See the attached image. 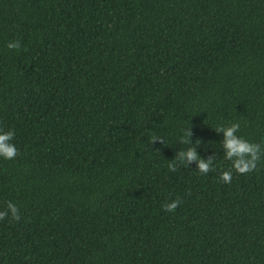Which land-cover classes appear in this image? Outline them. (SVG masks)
Instances as JSON below:
<instances>
[{"label": "trees", "instance_id": "1", "mask_svg": "<svg viewBox=\"0 0 264 264\" xmlns=\"http://www.w3.org/2000/svg\"><path fill=\"white\" fill-rule=\"evenodd\" d=\"M0 129V264H264V0H0Z\"/></svg>", "mask_w": 264, "mask_h": 264}, {"label": "clouds", "instance_id": "2", "mask_svg": "<svg viewBox=\"0 0 264 264\" xmlns=\"http://www.w3.org/2000/svg\"><path fill=\"white\" fill-rule=\"evenodd\" d=\"M20 47L19 40L10 41L7 44L9 49H18ZM239 125L232 123L229 126H217L214 131L222 133L223 139L220 142L222 146L223 159L230 161V169L223 171L220 174V179L224 183H228L232 177L233 171L238 174H244L252 172L257 167V163L262 155V149L260 145L252 143L241 136H238L237 130ZM14 132L12 130L3 131L0 129V159L11 160L15 158L17 149L15 144L12 143ZM190 137V132L187 138L182 137V143H187ZM196 147L198 144L187 149H182L177 155L178 160L181 163L191 165L195 163L196 170L201 174H206L209 171L212 163V158L202 159L198 156ZM171 168V166H170ZM174 170V168H171ZM178 201L173 200L164 204L162 207L166 212H171L177 207ZM9 217L11 220H18L19 209L14 202H7L6 211L0 210V220L5 217Z\"/></svg>", "mask_w": 264, "mask_h": 264}]
</instances>
